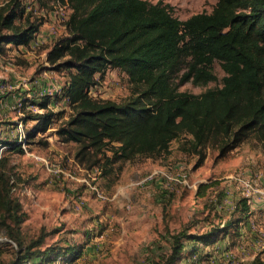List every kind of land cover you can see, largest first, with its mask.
<instances>
[{"label":"trees","instance_id":"1","mask_svg":"<svg viewBox=\"0 0 264 264\" xmlns=\"http://www.w3.org/2000/svg\"><path fill=\"white\" fill-rule=\"evenodd\" d=\"M58 1L71 9L68 35L56 40L47 61L67 75L60 98L73 112L58 134L63 142L78 145L76 159L81 164L100 168L108 177L119 162L169 155L174 141H179L180 152L196 157L195 169L211 151H217V160L223 159L250 139L264 150V0H216L212 12L185 21L161 1ZM25 12L21 0L0 6L1 56L30 47L38 33L41 21H18ZM217 62L225 73L218 86L201 94L180 90L187 82H217ZM111 69L125 72L133 84V93L121 102L90 93ZM57 97L44 96L33 103L43 112H28L22 119L25 124L35 122L25 131L26 144L52 127L56 113L51 108ZM0 141L7 145L6 152L26 151L19 138L2 139L1 127ZM6 152L0 158V232L17 246L7 264L76 263L84 254L80 246L46 245L45 233L27 242L23 224L28 213L13 192L24 179ZM219 186L210 180L200 185L198 195L203 188L216 193ZM224 197L220 192L212 202L221 204ZM250 206L240 197L225 223L202 233L172 234L169 251L157 264L182 261L188 242L195 244V253L199 243L213 246L228 237L235 244ZM242 264L264 260L259 255Z\"/></svg>","mask_w":264,"mask_h":264},{"label":"rangeland","instance_id":"2","mask_svg":"<svg viewBox=\"0 0 264 264\" xmlns=\"http://www.w3.org/2000/svg\"><path fill=\"white\" fill-rule=\"evenodd\" d=\"M10 0H0V6ZM167 4L174 16L185 21L194 14L212 12L216 0H148ZM25 17L41 21L36 39L38 46L11 50L0 55V127L1 138L14 141L19 138L18 123L28 112L38 113L36 103L46 95L57 97L51 110L56 113L52 127L39 133L26 144V151L10 152L14 171L22 175L24 182L13 192L19 197L28 220L23 224L27 242L46 234V245H76L84 250L74 264H157L162 254L168 253L171 235L186 230L202 233L225 223L230 215L228 203L212 200L219 193H240L237 183L230 185L232 174L246 175L252 170L255 178L264 177V150L250 139L230 152L223 159H216L217 151H211L205 163L195 169V156L178 150L174 141L169 155L158 158L139 157L119 162L114 173L104 177L100 168H88L76 159L78 145L63 142L58 129L68 120L72 108L60 98L58 91L67 80L65 72L53 69L48 52L57 39L68 35L67 21L71 14L68 4L58 0H21ZM24 51V52H23ZM217 82L207 86L187 82L181 91L201 94L207 88L218 86L225 73L215 63ZM26 81L28 86L21 84ZM25 89L22 91V89ZM133 93L128 75L111 69L94 89L98 99L121 102ZM19 100L23 106L19 105ZM42 113V112H41ZM24 123V122H23ZM25 131L33 129L35 122L24 123ZM157 172L152 180L149 176ZM186 174L185 181H178ZM216 180L215 190L202 189L201 184ZM97 188L102 197L95 190ZM224 192V194H223ZM230 200V201H231ZM216 206V207H215ZM0 232V263L7 264L13 258L17 246ZM239 239L228 252L226 245L218 249L208 248L196 258L185 257L176 264H235L251 261L261 256L250 250L252 242Z\"/></svg>","mask_w":264,"mask_h":264},{"label":"crops","instance_id":"3","mask_svg":"<svg viewBox=\"0 0 264 264\" xmlns=\"http://www.w3.org/2000/svg\"><path fill=\"white\" fill-rule=\"evenodd\" d=\"M23 47L21 46L18 50H23ZM16 50V49H14ZM24 52V51H23ZM25 89L23 88L22 91ZM1 104V103H0ZM247 176L252 177V170L248 169L247 171ZM254 177V176H253ZM256 181L264 187V177L263 176H258L256 178ZM230 183V182H229ZM233 183H230L232 185ZM231 197V195H230ZM241 196L240 193L236 194L233 196L232 203L235 204V201H237ZM230 205H228L229 207ZM250 215L249 218L245 219L241 223V228H240V235L241 239H248V242H252L250 250H257L258 252L261 253V257L264 260V196L258 197L253 204L250 206ZM230 209H232L230 207ZM225 221V220H223ZM253 223H255L256 227H253ZM226 245V250L230 252L231 249H233L234 244L231 243L229 238L221 239L218 243H216L213 246H208L204 247L202 243L198 244V247L200 249L198 250L197 253L193 252V249L195 248V244L192 242H188L186 246V251H185V257L187 256H193L196 258L198 255H200L204 250L206 251L208 248H220L221 246ZM198 254V255H197ZM185 260V258H184ZM183 261V260H182Z\"/></svg>","mask_w":264,"mask_h":264},{"label":"built area","instance_id":"4","mask_svg":"<svg viewBox=\"0 0 264 264\" xmlns=\"http://www.w3.org/2000/svg\"><path fill=\"white\" fill-rule=\"evenodd\" d=\"M37 36V34H36ZM36 36L34 38V40L32 41L31 45L30 46H38L39 45V42L37 39H36ZM21 84H24L25 86H28V83L26 81H23L21 82ZM97 87V86H96ZM95 87V88H96ZM2 83L0 82V89H2ZM95 88H91L90 90V93L93 97L94 96V89ZM58 93L61 95L62 93V88L60 91H58ZM52 94V93H51ZM50 94V96H52ZM96 98V97H95ZM66 102V100H64ZM19 105L20 106H23V103L21 100H19ZM38 107V106H37ZM39 108V107H38ZM40 112L38 113H41L43 112V110H38ZM24 121H20L18 123V129H19V142L22 143L23 147L26 149V132H25V125L23 123ZM8 149L7 145H5L2 141H0V158L5 154V151ZM157 175V172H154L152 173L150 176H149V180H152L154 178V176ZM179 182L180 181H185L186 180V174H183V175H180L179 179H177ZM228 182L230 183H237L240 188H241V191H240V194L242 197H245L247 198L249 204H253L255 202V200L258 198V197H262L264 196V187H262L257 181H256V178L255 177H249L247 175H243V174H240V173H237V174H232L228 177ZM95 190L97 191L98 195L100 197H102L100 191L95 188ZM230 192L229 191H226L225 192V197L223 199V203H228L230 205V207L233 209L234 208V204L232 203V200L230 199ZM231 200V201H230ZM253 227L255 228L256 225L255 223H253ZM229 263L230 264H235V260L231 257V259H229Z\"/></svg>","mask_w":264,"mask_h":264}]
</instances>
